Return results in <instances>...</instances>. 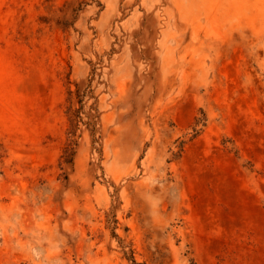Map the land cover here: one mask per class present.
Here are the masks:
<instances>
[{
    "label": "rangeland",
    "instance_id": "rangeland-1",
    "mask_svg": "<svg viewBox=\"0 0 264 264\" xmlns=\"http://www.w3.org/2000/svg\"><path fill=\"white\" fill-rule=\"evenodd\" d=\"M0 264H264V0H0Z\"/></svg>",
    "mask_w": 264,
    "mask_h": 264
}]
</instances>
